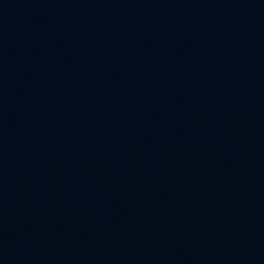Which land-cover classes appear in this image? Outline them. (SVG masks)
Masks as SVG:
<instances>
[{
  "label": "water",
  "instance_id": "obj_1",
  "mask_svg": "<svg viewBox=\"0 0 264 264\" xmlns=\"http://www.w3.org/2000/svg\"><path fill=\"white\" fill-rule=\"evenodd\" d=\"M0 264H264V0H0Z\"/></svg>",
  "mask_w": 264,
  "mask_h": 264
}]
</instances>
